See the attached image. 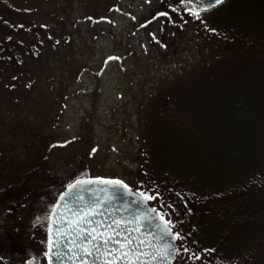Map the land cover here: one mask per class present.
Returning a JSON list of instances; mask_svg holds the SVG:
<instances>
[{"label": "rangeland", "instance_id": "1", "mask_svg": "<svg viewBox=\"0 0 264 264\" xmlns=\"http://www.w3.org/2000/svg\"><path fill=\"white\" fill-rule=\"evenodd\" d=\"M166 1L0 0V199L116 177L179 219L174 264H264V0Z\"/></svg>", "mask_w": 264, "mask_h": 264}, {"label": "snow or ice", "instance_id": "2", "mask_svg": "<svg viewBox=\"0 0 264 264\" xmlns=\"http://www.w3.org/2000/svg\"><path fill=\"white\" fill-rule=\"evenodd\" d=\"M221 2L222 0H211V3H206L205 0H200L197 4L194 0H179L181 5H186L184 11L197 19L202 11ZM168 7L175 8V5L170 3ZM163 15L167 16L168 13ZM211 31L216 32V29L212 28ZM113 59L120 57L108 56L105 63ZM96 150L92 148L91 152ZM121 189L132 192L123 179L81 175L70 180L63 191L56 193L59 199L49 205L50 211L44 218L48 238L47 250L43 256L47 258L48 264H53L54 257L58 264H144L145 260L148 264H158L161 258L172 260L173 253L188 251L186 248H177L173 243L181 237L179 231L173 230L172 225L175 222L166 218L160 208L149 207L147 204V201L158 197L159 192L151 194L140 188L135 189L132 194L143 207H136L130 219L114 216L110 218L111 224L107 225L96 220V216L103 215L100 210L104 207V201L113 199L115 193ZM86 193L94 197L103 196V201L98 198L86 199ZM39 219L38 217L37 220ZM144 222L154 225L155 234L152 231H141ZM53 247L57 249L56 253H53ZM191 259L198 260L199 256L193 254Z\"/></svg>", "mask_w": 264, "mask_h": 264}, {"label": "trees", "instance_id": "3", "mask_svg": "<svg viewBox=\"0 0 264 264\" xmlns=\"http://www.w3.org/2000/svg\"><path fill=\"white\" fill-rule=\"evenodd\" d=\"M178 4L180 3L177 2V5ZM86 171H88V169ZM26 173H28V176L24 177H32L31 184L28 185V181L24 177L22 182L13 179H10V181L22 187L28 186V189L26 190L27 200L20 193H16L15 196H6L4 200L0 199V208L4 209L3 213L6 214L2 220L3 225L0 223V251L6 250L7 245L13 243L12 239L15 238L16 234L25 236L28 240L32 237L31 235H34L37 229L40 230V235L43 233L45 234L43 229L46 230L47 225L44 218L50 211L49 205L59 198L56 193L58 191H63L66 188V184L70 180L76 178L65 180L62 179V175H60L58 177L62 179V181L60 182V180H57V182H55L45 177H33L30 172ZM75 175L80 176L77 173H75ZM50 183H52V185H50ZM13 202L21 204L19 208L16 207V209L13 210L15 215L10 214L11 211L7 213L8 208L14 209ZM38 217L40 218L39 221L37 220ZM17 231L19 233H17ZM4 236L8 238H5ZM37 236L38 235H35L34 237L36 238ZM6 240H8V242Z\"/></svg>", "mask_w": 264, "mask_h": 264}, {"label": "flooded vegetation", "instance_id": "4", "mask_svg": "<svg viewBox=\"0 0 264 264\" xmlns=\"http://www.w3.org/2000/svg\"><path fill=\"white\" fill-rule=\"evenodd\" d=\"M184 31L183 29H180V33ZM178 41V38H173V43H176ZM205 52H209V47L206 46ZM183 54L185 53L182 50L173 51L172 54ZM222 52H218L217 55L219 57L222 56ZM148 203L151 206H156L158 203H156L154 200L148 201ZM178 212H180L181 217L183 218L186 226L185 228L192 222V217L194 212H196L195 209V203L187 196L185 198H179L178 199ZM166 218L173 220L175 223L172 225L173 230L176 231V225L178 223L177 218L171 217L170 211H163ZM182 220V219H181ZM42 237L39 240L31 239V240H21L20 243L24 244L25 247H21L19 249H11L12 252L6 253V250L0 252V264H48L47 258L43 256L44 251L47 250V238L46 235L43 233L41 234ZM178 240V239H177ZM36 244H30L31 242ZM15 244L13 245V247Z\"/></svg>", "mask_w": 264, "mask_h": 264}, {"label": "water", "instance_id": "5", "mask_svg": "<svg viewBox=\"0 0 264 264\" xmlns=\"http://www.w3.org/2000/svg\"><path fill=\"white\" fill-rule=\"evenodd\" d=\"M226 0H222V2L219 4L221 5L222 3H224ZM200 0H194V3H199ZM206 3H211V0H205ZM219 5H213L212 7H210L209 9L205 10H211ZM184 7H186V5H184ZM87 187V186H86ZM93 187H96V185H93ZM132 190V189H131ZM135 191L132 190V192H128L126 190H119L115 193L114 198L108 201H104V207L100 210L103 215H98L95 217L96 220H100L103 222L104 225L107 224H111V217L114 216H119L120 218H131V213L135 210L136 207H143V205H140L136 199V197L132 194ZM86 199H94V198H98L100 200L103 201V196L100 197H94L91 194L86 193ZM147 204L149 207L150 204L147 201ZM71 206V205H70ZM76 209H73V211H75ZM105 217H108L109 219H106ZM55 227V225H54ZM141 231L143 233H147L149 231H152L153 234H155L154 232V225H152L150 222H144L143 224V228L141 229ZM117 238H121L122 237H117ZM144 237H142L143 239ZM155 242V241H153ZM53 243L55 244V240L53 241ZM173 243L175 244V246L178 248L177 245V241H173ZM66 250V249H65ZM57 249L55 247H53V253H56ZM176 259V253H173V259L172 260H166L164 258H161V260L158 262V264H173L174 260ZM31 264V263H29ZM53 264H58L57 259L54 257L53 259ZM144 264H148V261L145 260Z\"/></svg>", "mask_w": 264, "mask_h": 264}]
</instances>
